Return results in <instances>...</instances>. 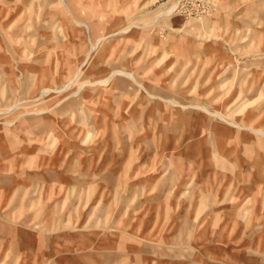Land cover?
Returning <instances> with one entry per match:
<instances>
[{
	"label": "rangeland",
	"instance_id": "374dc122",
	"mask_svg": "<svg viewBox=\"0 0 264 264\" xmlns=\"http://www.w3.org/2000/svg\"><path fill=\"white\" fill-rule=\"evenodd\" d=\"M0 264H264V0H0Z\"/></svg>",
	"mask_w": 264,
	"mask_h": 264
}]
</instances>
